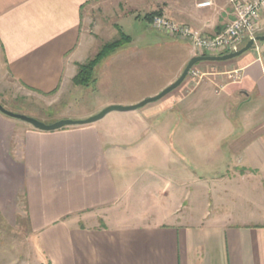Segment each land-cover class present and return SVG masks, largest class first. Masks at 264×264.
Returning a JSON list of instances; mask_svg holds the SVG:
<instances>
[{
	"label": "crops",
	"instance_id": "1",
	"mask_svg": "<svg viewBox=\"0 0 264 264\" xmlns=\"http://www.w3.org/2000/svg\"><path fill=\"white\" fill-rule=\"evenodd\" d=\"M106 1L0 0V84L47 107L83 87L79 66L100 51L85 15ZM178 2L173 21L208 36L234 19L228 0ZM179 42L182 63L166 87L195 57ZM197 66L218 73L188 76L177 97L103 124L45 132L0 112V221L39 251L0 264H264V48ZM145 132L155 171L131 191L121 163Z\"/></svg>",
	"mask_w": 264,
	"mask_h": 264
},
{
	"label": "rangeland",
	"instance_id": "2",
	"mask_svg": "<svg viewBox=\"0 0 264 264\" xmlns=\"http://www.w3.org/2000/svg\"><path fill=\"white\" fill-rule=\"evenodd\" d=\"M178 1L180 0H107L95 3V8L85 15L89 34L96 41L92 54L101 50L105 44L120 39L121 33L130 37V40L96 67L94 81L89 86L74 87L62 102L50 107L36 98L22 97L23 91L16 86L8 88L5 84H0V104L13 113L38 121L58 117H65L61 120L83 121L109 106H134L159 95L167 88L181 65L185 44L155 30L152 21L148 23L145 16L162 12L161 16L173 20L170 13L175 10V4H179ZM156 16L159 15L154 17ZM263 21L264 13L256 37L264 36ZM258 45L264 48V44L258 43L255 46ZM194 69L204 74L205 78L213 72L218 73L216 68L209 70L196 66ZM196 80L201 82L203 78ZM181 86L163 99L146 106L160 105L177 97ZM120 114L122 113L113 112L99 122H110L112 116ZM142 143L144 144L141 145ZM136 147L137 150L129 151L133 154V159L128 163H121L129 169L127 180L131 191L138 190L139 183L148 184L155 171L150 162L154 146L148 132L144 133L143 140ZM135 159H138V166L133 163ZM119 169L120 167L113 166V171L118 175ZM134 182L135 186L131 188ZM37 245L36 238L9 228L0 221V257L16 259L21 263L31 258L34 261L39 255Z\"/></svg>",
	"mask_w": 264,
	"mask_h": 264
},
{
	"label": "built area",
	"instance_id": "3",
	"mask_svg": "<svg viewBox=\"0 0 264 264\" xmlns=\"http://www.w3.org/2000/svg\"><path fill=\"white\" fill-rule=\"evenodd\" d=\"M233 8L234 19L224 30L215 35L208 36L200 30L179 24L176 21L161 15L152 20L155 30L165 33L177 41L188 43L195 56H223L239 51L246 40H253L260 29L261 18L264 13V0H228ZM211 1L200 3L198 7L208 8ZM189 76L194 79L205 77L200 71L191 70ZM242 75L236 71L230 75V79L237 83Z\"/></svg>",
	"mask_w": 264,
	"mask_h": 264
},
{
	"label": "water",
	"instance_id": "4",
	"mask_svg": "<svg viewBox=\"0 0 264 264\" xmlns=\"http://www.w3.org/2000/svg\"><path fill=\"white\" fill-rule=\"evenodd\" d=\"M256 43L264 44V36H258L255 39L250 40L239 51L231 53V54H226L223 56H195L189 61V63L187 64L186 68L184 69L183 73L178 78V80L175 81L173 84H171L169 87H167L165 90H163L159 95H157L153 98L146 99V100L142 101L141 103L134 105V106H127V107L116 106V105L109 106V107L105 108L104 110H102L97 115L92 116L89 119H86L83 121H73V120L65 119V120L57 121L53 124H45L41 121H38L37 119L31 118V117H28L25 115L13 113V112L7 110L1 104H0V112L7 117L25 122V123L31 125L32 127H34L35 129L40 130V131H45V132L58 131V130H61L64 128H69V127L91 125V124H94V123L101 121L107 115H109L113 112H121V113L133 112V111H137L139 109L144 108L146 105H148L150 103L159 101V100L163 99L164 97H166L167 95H169L170 93H172L177 88H179L184 83L186 78L189 76L191 70L193 68H195L198 64L205 63V62L222 63V62L232 61L236 58L241 57L242 55L249 52L250 50H252L255 47Z\"/></svg>",
	"mask_w": 264,
	"mask_h": 264
},
{
	"label": "trees",
	"instance_id": "5",
	"mask_svg": "<svg viewBox=\"0 0 264 264\" xmlns=\"http://www.w3.org/2000/svg\"><path fill=\"white\" fill-rule=\"evenodd\" d=\"M155 15H162V12L152 13V14L146 15L145 20L148 23H151V21ZM129 40H130V37L121 33L120 39L116 40L115 42L105 44L93 59H91L87 63L79 66V72L75 78V84L81 85V86H89V84L94 81L93 77L95 74L96 67L101 62H103L105 59H107L111 55H113L118 49H120L123 46V44L125 42H127ZM225 63H227V62L211 63V64L220 66V65L225 64ZM200 64H198V65H200Z\"/></svg>",
	"mask_w": 264,
	"mask_h": 264
}]
</instances>
